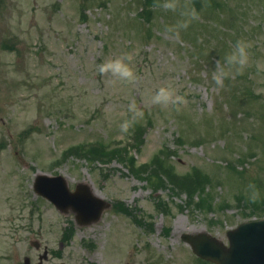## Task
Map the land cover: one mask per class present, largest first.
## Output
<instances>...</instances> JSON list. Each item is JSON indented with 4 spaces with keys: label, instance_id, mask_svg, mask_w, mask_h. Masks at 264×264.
<instances>
[{
    "label": "rangeland",
    "instance_id": "1",
    "mask_svg": "<svg viewBox=\"0 0 264 264\" xmlns=\"http://www.w3.org/2000/svg\"><path fill=\"white\" fill-rule=\"evenodd\" d=\"M153 3L0 0V256L23 264L35 238L44 264H204L185 234L228 245L230 230L264 218V0H191L200 19L178 40L165 28L185 0L176 12ZM241 39L250 66L217 87L211 73ZM125 53L134 86L97 71ZM161 87L187 105H153ZM132 103L143 118L123 134ZM39 175L88 184L113 207L80 228L35 192Z\"/></svg>",
    "mask_w": 264,
    "mask_h": 264
},
{
    "label": "water",
    "instance_id": "2",
    "mask_svg": "<svg viewBox=\"0 0 264 264\" xmlns=\"http://www.w3.org/2000/svg\"><path fill=\"white\" fill-rule=\"evenodd\" d=\"M41 181L55 189L47 186L40 189ZM36 190L50 199L62 213H74L79 226L99 222L110 208V204L94 196L86 184H78L76 191L71 192L67 180L62 176H39ZM228 239L229 246H226L207 234L200 237L183 236V240L200 258L216 264H264V219L240 224L228 232Z\"/></svg>",
    "mask_w": 264,
    "mask_h": 264
},
{
    "label": "clouds",
    "instance_id": "3",
    "mask_svg": "<svg viewBox=\"0 0 264 264\" xmlns=\"http://www.w3.org/2000/svg\"><path fill=\"white\" fill-rule=\"evenodd\" d=\"M203 8L209 6L208 0H202ZM153 8H160L164 11L176 12L181 9V0H154ZM182 19L178 20L174 25L167 26L165 33L168 38L178 40L180 38L181 30H187L194 21L200 19V14L191 3V0H185L183 9L180 11ZM253 47L251 42L243 39L238 40L224 58L223 62L218 61L216 68L211 73V79L217 87H223L225 79L232 74H242L244 70L250 66V49ZM134 57L131 53L115 59H108L97 65V71L101 76L110 75L115 80L123 82L127 85H136L140 77L136 74L131 66ZM258 69H264V61L257 62ZM153 105H158L162 108L174 107L177 112L181 110L182 106L187 105L188 101L185 96L178 95L175 89L171 87H161L157 90L151 99ZM129 111L133 113L131 120H125L120 125V132L127 134L133 127L134 122H138L143 118V112L138 110L134 103L129 105ZM119 138V137H118ZM247 200L251 204L257 203L261 199V193L254 183L247 185L245 193Z\"/></svg>",
    "mask_w": 264,
    "mask_h": 264
},
{
    "label": "flooded vegetation",
    "instance_id": "4",
    "mask_svg": "<svg viewBox=\"0 0 264 264\" xmlns=\"http://www.w3.org/2000/svg\"><path fill=\"white\" fill-rule=\"evenodd\" d=\"M2 237L4 238L5 236H2ZM15 239L17 241L19 240V238H17V237ZM29 246L31 247V249L35 250V253H33V255H34L33 257L30 255L29 256L24 255L23 256V258H24L23 264H44V262L49 259V254H50L49 249H47L45 246L43 248V243H41V241L39 239H35V238L30 239ZM0 250H1V244H0ZM10 252L12 253L11 250H10ZM7 254L8 253L1 254L0 259L2 257V258H4L5 261H8L9 263L12 264V262L14 261L15 258L12 260V255L10 254L9 255L10 257H8ZM16 259L18 260V257H16ZM10 260H12V262H10ZM13 264H15V263L13 262Z\"/></svg>",
    "mask_w": 264,
    "mask_h": 264
},
{
    "label": "trees",
    "instance_id": "5",
    "mask_svg": "<svg viewBox=\"0 0 264 264\" xmlns=\"http://www.w3.org/2000/svg\"><path fill=\"white\" fill-rule=\"evenodd\" d=\"M193 3L196 5V7L200 10L201 9V7H202V0L200 1V0H193ZM219 4H221V5H224L225 3L223 2V3H220L219 2ZM145 14L146 13H149V9H148V7L143 11ZM93 150V149H92ZM114 150H117V149H113V150H108L107 152H113ZM106 152V151H105ZM157 159H159V158H157ZM129 160V162H130V164H132L133 162H134V159L133 158H129L128 159ZM158 163H159V165L161 166V167H164L165 169H167V170H172V168L171 167H169V166H164V164H163V162L161 161V160H159L158 161ZM187 184H185V186H186ZM187 188H190L191 189V187H187Z\"/></svg>",
    "mask_w": 264,
    "mask_h": 264
},
{
    "label": "bare ground",
    "instance_id": "6",
    "mask_svg": "<svg viewBox=\"0 0 264 264\" xmlns=\"http://www.w3.org/2000/svg\"><path fill=\"white\" fill-rule=\"evenodd\" d=\"M97 195V194H96Z\"/></svg>",
    "mask_w": 264,
    "mask_h": 264
}]
</instances>
